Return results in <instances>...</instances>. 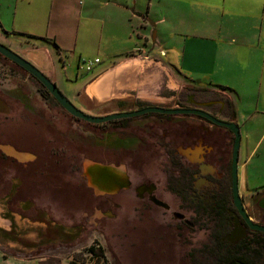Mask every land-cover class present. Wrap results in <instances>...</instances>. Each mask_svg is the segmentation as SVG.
I'll list each match as a JSON object with an SVG mask.
<instances>
[{
    "label": "rangeland",
    "instance_id": "374dc122",
    "mask_svg": "<svg viewBox=\"0 0 264 264\" xmlns=\"http://www.w3.org/2000/svg\"><path fill=\"white\" fill-rule=\"evenodd\" d=\"M84 25L93 38H89L82 54L85 60L82 62V79L92 75L85 70L86 62L104 57V52L93 45L99 38L94 36L99 30L98 24L86 20ZM4 45L22 57L26 54L17 52L9 43ZM150 74L149 95L143 100L138 99L147 106L201 105L220 118L227 117L231 109L232 95L223 86L190 85L185 81L177 84L171 70L165 74V84L158 86L154 85V81L159 80L158 70L154 69ZM54 83L86 113L104 115L117 109L111 101L82 100L81 106L71 97L70 90L75 89L73 82L64 79L59 84ZM43 90L33 76L0 54V187L4 181L6 188L11 182L13 185L19 183L20 199L31 198L35 207L24 213L40 223L36 230L33 228L32 240L25 236L29 234L27 229L20 246L16 250L6 248V251H16L18 256L27 258V264H170L160 257L162 253L170 252L174 264H179L184 253L168 227L178 223L171 215L177 207L173 180L178 173V160L184 162L180 155L187 161L199 162L202 173H215L213 166L203 164V153L208 150L203 145V138L198 139V145L193 149L182 143L176 144L175 148H141L140 155L146 159L135 164L130 149L109 150L95 146L94 140L100 135V129L77 120ZM131 100L121 111L137 109V103ZM148 120L153 117L139 116L133 122L149 126ZM189 120L197 127L202 124L197 119ZM157 127L152 130L157 131ZM200 129L203 134V127ZM214 130L225 137L223 144L228 162L222 171L229 182L232 134L220 128ZM20 151H31L37 159L28 164L27 158L34 159V155ZM237 177L238 192L243 197L264 187V176L245 182L238 162ZM145 182L156 185L155 195L167 202L171 210L155 206L147 196L140 198L137 195L136 187ZM198 183L205 185L208 181L201 178ZM22 200L26 209V202ZM193 242L198 243L196 238ZM91 246L102 249L103 253L94 254L90 251Z\"/></svg>",
    "mask_w": 264,
    "mask_h": 264
},
{
    "label": "crops",
    "instance_id": "0c3cea01",
    "mask_svg": "<svg viewBox=\"0 0 264 264\" xmlns=\"http://www.w3.org/2000/svg\"><path fill=\"white\" fill-rule=\"evenodd\" d=\"M86 20L98 24L93 45L104 57L90 60L85 70L92 75L82 79V54L93 38ZM0 42L26 52L53 82H73L70 94L81 106L82 100L111 101L117 112L131 99H145L154 69V85L165 84L171 70L177 84L225 87L240 131L242 179L264 176V0H0ZM94 143L131 149L136 138L105 131ZM20 152L34 155L28 164L37 159L31 151ZM38 224L0 197V264L28 263L6 248L16 250L27 229L32 240Z\"/></svg>",
    "mask_w": 264,
    "mask_h": 264
},
{
    "label": "flooded vegetation",
    "instance_id": "af4514ba",
    "mask_svg": "<svg viewBox=\"0 0 264 264\" xmlns=\"http://www.w3.org/2000/svg\"><path fill=\"white\" fill-rule=\"evenodd\" d=\"M180 107L202 108L220 118L201 105ZM189 119L200 120L202 124L199 127L194 126ZM221 119L231 120L227 117ZM175 122L176 124L171 126H159L157 131L152 130L154 127L152 120H148L149 126L135 124L140 127V131L131 135L136 138V143L130 151L133 163L141 164L146 159L140 155L141 148L155 149V146L175 148L176 144L182 143L184 147L193 149L198 145L200 137L203 138V145L208 147L202 156L203 164L213 166L215 173H202L199 162L187 161L180 155L184 162L178 160V173L173 180L177 207L171 211V215L178 223L175 227L170 225L168 227L184 253L179 264H201L206 261H214L213 264H264V230L254 227L264 226V187L251 192L247 197L240 195L243 212L239 210L232 196L231 173L228 182L224 179L222 171L228 162V153L226 154L223 144L225 137L214 129H209L208 124L212 122L201 115H175ZM202 127L205 131L203 134L200 129ZM216 127L232 134L226 128L217 125ZM229 167L231 168V159ZM201 178L208 181V184L199 185L198 181ZM150 184L153 183L145 182L136 187V193L140 198L147 196L151 201V194L145 190ZM156 189L155 185L153 195ZM165 203L167 207L153 204L171 210L170 205ZM194 238L197 239V244L193 242ZM162 254L161 259L174 264L171 252Z\"/></svg>",
    "mask_w": 264,
    "mask_h": 264
},
{
    "label": "water",
    "instance_id": "95a60500",
    "mask_svg": "<svg viewBox=\"0 0 264 264\" xmlns=\"http://www.w3.org/2000/svg\"><path fill=\"white\" fill-rule=\"evenodd\" d=\"M0 54L8 58L12 62L16 63L26 72H28L31 76H33L48 91V93L58 102V104L70 115L89 123L99 124L113 119L128 118V117L132 118V117L141 116L148 112H156V113H165L172 115L197 114L207 118L217 126L226 128L232 133L234 137L232 150H231V168H230L232 196L234 199V203L237 205L239 210L243 212L242 202L238 192L237 162H238V151L240 146V131L236 122L218 118L213 114H211L210 112L198 107H164L159 105H148L140 109H135L130 111H117L104 115L89 114L77 108L62 93V91L57 87V85L53 81H51L42 71H40L34 64H32L26 58L22 57L21 55H19L18 53H16L15 51H13L12 49H10L1 42H0ZM154 189H155L154 184H150L148 187L146 186L145 188V190L151 194L150 200L158 206L167 207V204L165 202L158 199L155 195L152 194ZM254 227L264 230V226H254Z\"/></svg>",
    "mask_w": 264,
    "mask_h": 264
},
{
    "label": "trees",
    "instance_id": "16d2710c",
    "mask_svg": "<svg viewBox=\"0 0 264 264\" xmlns=\"http://www.w3.org/2000/svg\"><path fill=\"white\" fill-rule=\"evenodd\" d=\"M43 91L45 92L46 95L49 96V93L45 88ZM135 102L137 103V106H136L137 109H140V108L147 106V105L143 104L140 100H136ZM7 116H9V115H7ZM141 116L142 117H147V116L153 117V120H152L153 126H158V127L159 126H171L172 124H176L175 115H172V114L148 112V113H145ZM134 118L135 117L113 119V120H110V121H107L104 123H99V124H93V123H89V122H87V123L91 126L98 127L100 129L101 135L105 131H113V132H116L121 137H127V136L133 135L134 133H139V131H140V127L138 128V126H136L133 122ZM234 118H235V111L231 107L230 119L234 120ZM9 119H13V117H10ZM76 119L79 120L78 118H76ZM233 139H234V137H233V135H231V143L232 144H233ZM150 141L154 142L153 140H150ZM155 148H156V146H155ZM157 148H159V147H157ZM1 182H2V180H1ZM5 184L6 183L4 181L3 187H0V197L7 199V205L9 207V209L17 211L19 213H22V215L27 216V214H25L24 212H26L27 210L32 208V206H34L32 199L31 198H26L23 200L20 199L21 191L19 190L20 189L19 185L17 187H14L13 182H11L10 187L6 188ZM21 200L26 202V205H27L26 209H21V207L19 205ZM90 251H92L94 254H97V255H101L103 253L102 249H95L93 246L90 247Z\"/></svg>",
    "mask_w": 264,
    "mask_h": 264
},
{
    "label": "built area",
    "instance_id": "2783aa9c",
    "mask_svg": "<svg viewBox=\"0 0 264 264\" xmlns=\"http://www.w3.org/2000/svg\"><path fill=\"white\" fill-rule=\"evenodd\" d=\"M93 61H94V62H97V61H98V59H97V58H95ZM90 67H91V62H90V61H89V62H86V64H85V68H86L87 70H89V69H90Z\"/></svg>",
    "mask_w": 264,
    "mask_h": 264
}]
</instances>
